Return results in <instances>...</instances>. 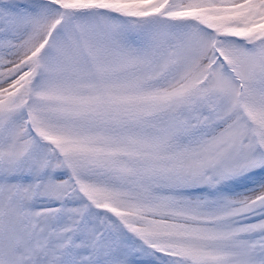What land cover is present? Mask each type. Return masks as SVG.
<instances>
[{
  "label": "snow or ice",
  "instance_id": "1",
  "mask_svg": "<svg viewBox=\"0 0 264 264\" xmlns=\"http://www.w3.org/2000/svg\"><path fill=\"white\" fill-rule=\"evenodd\" d=\"M0 264H264V0H0Z\"/></svg>",
  "mask_w": 264,
  "mask_h": 264
}]
</instances>
